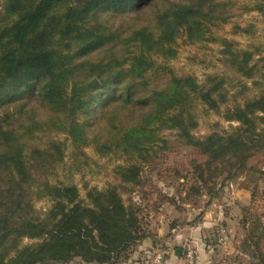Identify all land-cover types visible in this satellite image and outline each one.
Returning <instances> with one entry per match:
<instances>
[{
  "label": "trees",
  "instance_id": "trees-1",
  "mask_svg": "<svg viewBox=\"0 0 264 264\" xmlns=\"http://www.w3.org/2000/svg\"><path fill=\"white\" fill-rule=\"evenodd\" d=\"M156 1L5 0L0 8V264H68L75 257L114 264L152 234L139 206L125 202L122 186L91 188L86 204L75 184L52 182L50 175L58 176L64 162L66 142L30 144L39 133L66 134L79 150L80 163L89 158L84 149L90 146L101 157H127L116 167L124 183L140 180L157 143H166L161 132L177 129L187 145L208 156L196 180L214 185L209 198L217 197L264 150V92L227 111V118L239 123L231 131L198 139L193 135L198 104L219 111L225 100L223 80L201 83L167 67L165 87L151 89L153 54L174 58L178 38L205 40L212 26L227 21L224 12L211 10L216 0L162 6ZM257 1L264 18V0ZM152 4H158L153 23L124 32L97 18L99 13L126 16ZM226 45L231 64L253 77V53L239 54ZM109 46L105 57L79 61ZM97 94L103 95L100 121L89 129L81 114L95 108L91 104ZM23 98L28 100L21 102ZM32 99L48 110V119L27 108ZM44 198L53 205L40 217L34 203ZM245 224L242 251L264 264V225L252 230ZM25 238L39 240L23 244Z\"/></svg>",
  "mask_w": 264,
  "mask_h": 264
},
{
  "label": "rangeland",
  "instance_id": "rangeland-1",
  "mask_svg": "<svg viewBox=\"0 0 264 264\" xmlns=\"http://www.w3.org/2000/svg\"><path fill=\"white\" fill-rule=\"evenodd\" d=\"M167 1L183 0H157L156 3L162 6L166 5ZM0 3L2 9L5 0H0ZM158 4L144 6L126 16L99 13L97 18L124 32L128 29L151 25L153 23L152 12L157 9ZM257 5V0H216L210 5L211 10L219 13L224 12L227 21L219 20L212 26L210 32L205 34V40L189 42L184 36L177 39L178 52L174 58L163 57L156 53L152 55L156 61V69L153 70L156 76L151 72V89L165 87V81L168 77L165 74L167 67H171L177 75L192 74L201 83L211 82L215 78L223 80L221 90L225 100L220 102L219 111L198 104V124L193 129V135L198 139H202L212 132L231 131L239 123L235 120H229L227 111L238 106L242 107L247 101L255 99L264 92V78L262 76L264 73V18L256 10ZM226 41L229 43L230 49L239 54L245 51L253 53L250 63V66H255L253 77H248L231 64V56L225 53L228 48ZM109 48L110 46L102 51L91 53L79 61L87 59L97 61L106 56L105 51ZM134 50L135 48L131 47V51ZM117 52L118 55L121 54V51L118 50ZM27 100L23 98L20 101ZM102 102L103 95H95L91 104L92 109L95 108L88 113L81 114L82 121L89 124V129H93V123L100 121L97 116ZM8 108L11 112L15 110L13 104ZM27 108H35L40 119L46 120L50 117L48 110L35 99L29 101ZM161 136L166 143L162 141L157 143L155 151L151 154V160L143 166L140 180L124 183H121V179L116 174V167L120 164L123 165L127 157L119 158L115 155L101 157L90 146L84 149L89 158L85 163H80L79 150L74 147L64 133H39L35 138L38 140L34 142L35 139L30 140L29 143L34 145V143L43 141L41 144L43 145L50 140L65 141L64 162L58 166V176L50 175V180L52 182L62 180L65 183L75 184L79 189L80 199L86 204L90 203L88 192L91 188L103 189L110 184L122 186L121 192L125 202L139 206L142 210L141 216L146 229L155 234L156 231H162L163 228L168 231L179 225H189L197 221L203 215L200 209L209 203L211 195L209 188L214 187L212 184L206 187L196 180L197 175L205 168L204 163L208 159L207 155L187 145L185 140L179 136L177 129H165L161 132ZM131 162L126 160V164ZM248 164L249 169L225 183V186L228 185L229 191L223 189L219 191L217 196V198L222 199H227L229 196L231 198L235 196L234 192L239 187H244L248 190L247 200L252 197L243 209L239 224L234 227L235 231H246L245 223H248L252 230H258L264 225V150L255 153ZM207 172V170L204 171L206 175ZM218 181L217 185L220 186L221 180L219 178ZM52 205L53 200L49 198L40 199L35 201L34 210L40 217H44ZM161 213L167 218L166 221L160 220L159 215ZM188 215L190 221L187 220ZM37 240L39 238H25L23 244ZM234 240H237V236L234 237ZM159 243L162 242L159 241ZM138 246L139 244L133 246L128 257L124 256L114 264H135V262L140 261ZM260 252L264 253V241H261ZM249 255L251 256V254ZM250 256L248 258L237 256L234 262L235 264H243L244 261H249ZM252 258L250 257V262L258 264V260ZM68 264L110 263L86 262L80 257H75ZM150 264L157 263L152 262ZM216 264L225 263L220 260Z\"/></svg>",
  "mask_w": 264,
  "mask_h": 264
},
{
  "label": "crops",
  "instance_id": "crops-1",
  "mask_svg": "<svg viewBox=\"0 0 264 264\" xmlns=\"http://www.w3.org/2000/svg\"><path fill=\"white\" fill-rule=\"evenodd\" d=\"M224 189L229 191L228 185ZM234 194L235 196L231 198L229 196L227 199L210 198L208 205L200 209L203 215L189 225H179L168 231L163 228L155 234L151 232V236L146 237L139 244L140 261L135 264L155 262L158 251L164 254L163 264H188L185 257V248L188 246L195 248V264H216L220 260H223L225 264H235L237 256L248 258L250 255L242 251V241L246 231H235L234 227L239 224L243 209L252 197L247 200L248 190L244 187H239ZM159 217L162 221L167 220L162 213ZM187 220H191L189 215ZM219 225L228 228L229 237L225 243L217 241ZM231 227L234 231H230ZM235 236L237 240H234ZM178 249L183 250L181 255L177 254ZM250 257L249 261H244L243 264H252Z\"/></svg>",
  "mask_w": 264,
  "mask_h": 264
},
{
  "label": "built area",
  "instance_id": "built-area-1",
  "mask_svg": "<svg viewBox=\"0 0 264 264\" xmlns=\"http://www.w3.org/2000/svg\"><path fill=\"white\" fill-rule=\"evenodd\" d=\"M229 237V233L228 230L226 228V226L224 225H219L218 228V241L220 243H225L228 240ZM185 257L187 260L188 264H195L196 261V251L195 248L193 247H186L185 248ZM155 262L157 264H163L164 262V254L162 252H157L156 253V257H155ZM213 264V263H211Z\"/></svg>",
  "mask_w": 264,
  "mask_h": 264
},
{
  "label": "water",
  "instance_id": "water-1",
  "mask_svg": "<svg viewBox=\"0 0 264 264\" xmlns=\"http://www.w3.org/2000/svg\"><path fill=\"white\" fill-rule=\"evenodd\" d=\"M181 253H183V250H182V249H178V250H177V254H178V255H181Z\"/></svg>",
  "mask_w": 264,
  "mask_h": 264
}]
</instances>
